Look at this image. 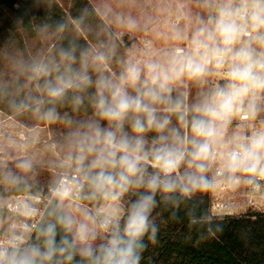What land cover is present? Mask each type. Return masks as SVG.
Segmentation results:
<instances>
[{
  "label": "clouds",
  "instance_id": "9594fccd",
  "mask_svg": "<svg viewBox=\"0 0 264 264\" xmlns=\"http://www.w3.org/2000/svg\"><path fill=\"white\" fill-rule=\"evenodd\" d=\"M202 6L211 14L198 20L190 38V51L172 56L167 65L147 63L142 68L130 63L117 81L103 76L95 81L93 104L107 125L90 123L77 134L74 162L93 196L115 201L131 188L145 191L129 205L122 228L113 217L104 220L101 227L109 233L105 241L95 248L89 243L83 249L89 264H140L146 247L143 238L148 235L154 241L156 235L150 220L156 194L169 200L175 193L187 196L208 187L205 173L217 159L235 183L239 182L237 173L264 177V129L250 136L235 134L224 143L232 118L238 112L254 118L259 101L264 99V0H203ZM61 55L75 60L70 52ZM96 59L102 62L105 58L101 55ZM213 70L223 72L226 82L190 109L185 108L182 99L172 100L173 83L185 77L204 81ZM52 71L57 72L55 79L46 80L44 85L50 101L64 99L69 90L93 85L86 64L78 70L69 63L62 72L59 65L52 68L39 64L33 68L37 77L50 76ZM142 73H146L143 80ZM129 88L136 89V94H129ZM74 102L81 104L82 97H74ZM43 103L37 101V111ZM158 105H166L164 111L175 114L192 135L185 137L178 129L170 128V116L159 114ZM44 116L53 119L56 112L49 109ZM126 121H130L135 134L132 137L124 132ZM148 131L158 134L151 148L146 147L144 139ZM186 144L190 147L185 148ZM222 146L227 150L221 152ZM146 160L154 162L155 173H148ZM182 166H186L183 173ZM60 222L70 228L66 217H60ZM40 235L44 238L43 250L39 246L23 253L0 249V264H51L57 254L74 247L67 239L56 243L55 224L41 228ZM77 238L92 241L96 233L81 225ZM66 259H72L70 252Z\"/></svg>",
  "mask_w": 264,
  "mask_h": 264
},
{
  "label": "trees",
  "instance_id": "16d2710c",
  "mask_svg": "<svg viewBox=\"0 0 264 264\" xmlns=\"http://www.w3.org/2000/svg\"><path fill=\"white\" fill-rule=\"evenodd\" d=\"M44 42V51L36 54L37 48ZM62 52L72 53L75 60L66 59ZM93 53L104 56L102 65L91 61ZM69 63L78 70L86 64L93 85L83 90H69L64 99L50 101L44 85L46 80H54L57 72L37 77L33 68L39 64L52 68L59 65L62 72ZM126 66V46L115 37L88 0H0V112L28 129L44 125L50 129L56 152L60 156L66 155L64 160L69 163L53 170H67L70 171L69 175L76 174L83 178L73 159L76 152L71 153L65 147L71 141L76 148L77 134L85 131L86 125H107L96 114L93 104L97 91L95 81L101 76L117 81ZM128 91L131 95L136 94V89L129 88ZM206 95L207 90L204 93L195 92L186 107L183 94L176 89L171 92L172 100L182 99L186 109ZM76 96L82 97L79 105L74 102ZM38 100L44 101L39 111L36 110ZM157 107L159 114L170 116V128L178 129L185 137L192 135L190 128L183 126L175 114L164 111L166 105ZM49 109L55 110V118L44 116ZM124 132L129 137L135 135L131 131L130 121L125 122ZM157 135L155 131L144 134L147 148L152 147ZM189 147L185 145V148ZM149 163L154 164L151 160L144 161L148 173H155L157 169ZM185 170L186 166H182L180 172ZM61 175L44 179L37 186H29L22 181L12 184L11 189L1 196L24 192L47 194ZM28 187H31L30 191ZM144 191V188H131L121 197L124 208L123 215L118 219L121 228L129 205ZM209 192L210 183L208 187L187 196L175 193L169 200H165L159 192L156 194L157 203L150 217L156 227V235L154 241L149 240L148 235L143 238L146 247L141 253L140 264H264V214L212 216ZM76 200L91 210L94 206H101L103 197L93 196L91 187L85 181ZM5 216L6 213L0 211V218ZM91 216L97 225L109 218L98 211H92ZM60 217L65 215L59 198L53 196L29 244L19 252L23 253L31 246H39L43 250L44 238L40 235V229L55 224L56 243L67 239L74 247L69 249L71 260L66 259L69 254L66 252L57 254L51 264H89L87 257L78 254L70 228L60 222ZM106 233L105 239L109 235Z\"/></svg>",
  "mask_w": 264,
  "mask_h": 264
},
{
  "label": "rangeland",
  "instance_id": "374dc122",
  "mask_svg": "<svg viewBox=\"0 0 264 264\" xmlns=\"http://www.w3.org/2000/svg\"><path fill=\"white\" fill-rule=\"evenodd\" d=\"M88 1L112 30L115 37L126 46L127 65L138 63L142 68L147 63L167 65L169 59L179 54L180 50L185 53L190 51V38L198 26V20L207 19L211 14L210 10L202 6L203 0ZM45 45L46 42L38 47L36 54L42 53ZM96 57L98 54L93 53L91 61L102 65V62ZM210 75L204 81L185 77L183 80L173 83L171 87L183 94L187 107L195 92L204 93L207 90ZM145 77L146 73H142V78ZM65 148L71 153L76 152L71 141ZM66 157V155L60 156L56 152V146L51 139V131L46 125L28 129L0 113V198L2 193L11 189L12 184L22 181L29 186H37L42 184L44 179L69 174L70 171L67 170L61 172L53 170L58 166H67L69 163L64 160ZM149 165L153 166L152 163ZM205 175L210 183L209 172H206ZM27 190L30 191L31 187H28ZM209 195L211 203L213 200L211 184ZM59 201L75 232L79 255H82L83 249L89 243L94 248L98 247L107 235L101 225H97L91 216L92 211L104 210L113 218L121 217L124 212L121 198L115 201L103 198L101 206L98 208L94 206L91 210L77 200L59 198ZM230 208L232 209V206ZM210 213L212 216H220L218 214L225 213V211L210 207ZM240 215L244 214L241 212L232 214V216ZM9 223L8 218H0V236L6 233ZM81 225L94 231L96 239L80 241L77 238V229ZM101 234H103L102 240Z\"/></svg>",
  "mask_w": 264,
  "mask_h": 264
},
{
  "label": "built area",
  "instance_id": "2783aa9c",
  "mask_svg": "<svg viewBox=\"0 0 264 264\" xmlns=\"http://www.w3.org/2000/svg\"><path fill=\"white\" fill-rule=\"evenodd\" d=\"M225 82L223 72L213 70L208 80V94ZM261 129H264V99L259 101L254 118H248L247 113L244 112H238L232 118L224 136V143L227 144L235 134L250 136ZM219 150L223 152L227 149L222 146ZM208 172L213 197L210 207L225 211L218 215L232 216L235 212L264 214V177H250L247 174L237 173L239 182L235 183L228 172L222 171V163L219 159L209 164ZM84 185L85 180L76 174H62L55 187L49 189V194L24 192L2 196L0 211L6 213L4 218H8L10 223L6 233L0 236V249L10 252L14 249L26 248L34 229L42 219L50 198L56 196L76 200ZM228 206L229 208L232 206V209Z\"/></svg>",
  "mask_w": 264,
  "mask_h": 264
},
{
  "label": "crops",
  "instance_id": "0c3cea01",
  "mask_svg": "<svg viewBox=\"0 0 264 264\" xmlns=\"http://www.w3.org/2000/svg\"><path fill=\"white\" fill-rule=\"evenodd\" d=\"M0 113H1V112H0ZM61 207H62V204H61ZM62 211H63L65 217L67 218L66 213H65V211L63 210V208H62ZM98 212H101V213L105 214L106 216L110 217V214L107 213V212H105L104 210H99ZM119 218H120V216H118V217L115 218V219L118 220ZM97 228H99V227L97 226ZM70 231H71V235H72V237H73L74 243H75L76 248H77L78 246H77V240H76L75 232L73 231V229L71 228V226H70ZM102 238H103V234H101V240H102Z\"/></svg>",
  "mask_w": 264,
  "mask_h": 264
}]
</instances>
